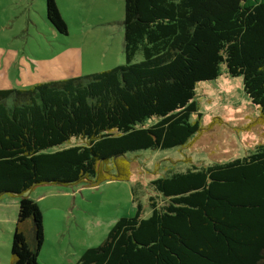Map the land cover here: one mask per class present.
I'll use <instances>...</instances> for the list:
<instances>
[{"label": "trees", "instance_id": "1", "mask_svg": "<svg viewBox=\"0 0 264 264\" xmlns=\"http://www.w3.org/2000/svg\"><path fill=\"white\" fill-rule=\"evenodd\" d=\"M44 2L67 36L55 0ZM121 26L123 64L0 90V196L19 198L11 264H38L43 243L28 190L128 179L125 155L184 146L200 129L198 83L240 78L264 117V0H123ZM149 184L162 204L148 197L146 218L138 204L77 264H264V144Z\"/></svg>", "mask_w": 264, "mask_h": 264}, {"label": "rangeland", "instance_id": "2", "mask_svg": "<svg viewBox=\"0 0 264 264\" xmlns=\"http://www.w3.org/2000/svg\"><path fill=\"white\" fill-rule=\"evenodd\" d=\"M12 3L19 5L23 13ZM105 3L95 7L111 14V26L117 30V21L123 19V1ZM54 35L57 34H53L45 21L44 0H0V49H10L17 59L44 58L51 50L73 43L81 46L83 72H101L111 68L106 62L112 60H106L119 52L117 40L109 48L111 35L106 30L74 37ZM102 39L104 45L100 43ZM105 47L109 52L106 60L103 59L104 65H100ZM9 72V83L0 84V90L30 88L12 74L17 75V70ZM194 100L201 114L199 131L182 147L125 155L130 168L128 179L45 183L33 186L24 194L36 202L42 214L44 236L38 264H75L86 249L97 247L104 240L118 219L133 216L138 204L141 217H148L151 212L148 197H153L158 205L163 202L160 197H154L157 195L150 181L190 166L205 167L240 158L264 144V117L243 93L240 78H230L222 71L217 79L197 84ZM195 118L193 115L192 119ZM73 143H76L74 139L61 147ZM18 200L11 194L0 196V216H4L0 222V264L12 261L10 246Z\"/></svg>", "mask_w": 264, "mask_h": 264}, {"label": "crops", "instance_id": "3", "mask_svg": "<svg viewBox=\"0 0 264 264\" xmlns=\"http://www.w3.org/2000/svg\"><path fill=\"white\" fill-rule=\"evenodd\" d=\"M108 1L110 0H55L59 14L68 28L67 36L74 37L76 34L86 35V33L98 34L106 30L111 35L108 39L110 44L109 48H113L114 45H116L115 41L117 40L119 52H117L116 55H111L110 59L106 60L109 52V48L107 49V47H105L104 51L100 55V65H104L103 59L106 61L112 60L111 62L106 63L110 64L111 68H113L117 65L123 64L124 62L122 53L123 36L121 22L117 21L116 24H118L120 28H118L117 25L116 30L110 23L111 14L103 12L95 7L100 4L106 5L105 2ZM15 5L16 4L12 3L13 7H17L23 13V9L20 8L19 5ZM25 19L33 20L34 18L29 16ZM112 19H114L113 15ZM49 28L52 30L53 34H57L50 25ZM54 36L58 37L60 35L57 34ZM100 43L101 45H104L103 39ZM69 45L63 44L60 49H57L56 51L51 50L44 58H31V56H29L26 57L27 60L22 57H18L17 59V55L13 56V52L10 49L6 51L0 49V64L3 63V66H0V84L4 83L3 85H6L9 83L8 76L11 69H14L15 71L17 70V75L15 72H12V74L22 81L24 85H30V87L40 83L79 78L81 76L97 73L83 72L81 46L73 43ZM121 59L122 62H120ZM135 59L138 60L139 57H136ZM3 221L4 216L1 215L0 222ZM77 263L78 261L75 264Z\"/></svg>", "mask_w": 264, "mask_h": 264}]
</instances>
